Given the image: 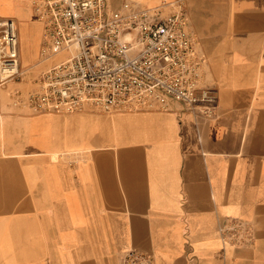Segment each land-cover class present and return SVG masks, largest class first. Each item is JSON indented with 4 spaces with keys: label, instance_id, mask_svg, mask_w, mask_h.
<instances>
[{
    "label": "crops",
    "instance_id": "1",
    "mask_svg": "<svg viewBox=\"0 0 264 264\" xmlns=\"http://www.w3.org/2000/svg\"><path fill=\"white\" fill-rule=\"evenodd\" d=\"M178 1L213 115L172 98L35 113L0 91V264H121L130 249L148 264H264V0ZM4 17L22 74L42 70L31 5L0 0ZM229 218L249 222L252 244L222 240Z\"/></svg>",
    "mask_w": 264,
    "mask_h": 264
},
{
    "label": "built area",
    "instance_id": "2",
    "mask_svg": "<svg viewBox=\"0 0 264 264\" xmlns=\"http://www.w3.org/2000/svg\"><path fill=\"white\" fill-rule=\"evenodd\" d=\"M43 23L36 87L22 100L34 111L72 112L86 106L132 110L176 99L188 109L213 115L215 87L203 81L204 64L178 0L141 6L124 0H26ZM18 35L13 18H0V84L18 77ZM224 242L252 244L248 221L219 225ZM137 250L121 264H148Z\"/></svg>",
    "mask_w": 264,
    "mask_h": 264
},
{
    "label": "rangeland",
    "instance_id": "3",
    "mask_svg": "<svg viewBox=\"0 0 264 264\" xmlns=\"http://www.w3.org/2000/svg\"><path fill=\"white\" fill-rule=\"evenodd\" d=\"M121 0H109L112 5H117ZM22 71V69L20 68ZM30 76H24L22 73L15 78L9 79L4 84L0 85V91H6L5 97L8 99V102L12 105L24 104L21 99L33 88L36 87L35 78L40 74L42 70L39 68L33 69ZM21 98V99H20ZM25 105V104H24ZM35 113L42 112H55V110H41L33 111Z\"/></svg>",
    "mask_w": 264,
    "mask_h": 264
},
{
    "label": "bare ground",
    "instance_id": "4",
    "mask_svg": "<svg viewBox=\"0 0 264 264\" xmlns=\"http://www.w3.org/2000/svg\"><path fill=\"white\" fill-rule=\"evenodd\" d=\"M20 30V29H19ZM26 33V32H25ZM28 39V38H27ZM25 56H26V54H25ZM22 58V57H21ZM26 63V62H25Z\"/></svg>",
    "mask_w": 264,
    "mask_h": 264
}]
</instances>
